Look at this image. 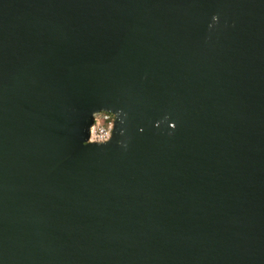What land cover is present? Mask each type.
I'll use <instances>...</instances> for the list:
<instances>
[{
    "label": "water",
    "instance_id": "obj_1",
    "mask_svg": "<svg viewBox=\"0 0 264 264\" xmlns=\"http://www.w3.org/2000/svg\"><path fill=\"white\" fill-rule=\"evenodd\" d=\"M0 264H264V0H0Z\"/></svg>",
    "mask_w": 264,
    "mask_h": 264
},
{
    "label": "clouds",
    "instance_id": "obj_2",
    "mask_svg": "<svg viewBox=\"0 0 264 264\" xmlns=\"http://www.w3.org/2000/svg\"><path fill=\"white\" fill-rule=\"evenodd\" d=\"M219 24V14H215L211 18V23L208 25V29L211 32ZM210 39V37H208ZM92 123L88 128V138L85 141L86 145L103 147L108 145L114 138V135H118L121 139H116V145L124 150H127L131 137L128 135V122L129 113L123 109L113 111L109 108L102 107L98 110H93L90 113ZM169 120V115L165 114L161 120L155 122L156 128H161L165 122ZM119 126V127H118ZM171 131L167 132V135L171 136L175 129L176 124H169ZM143 132L144 129H139Z\"/></svg>",
    "mask_w": 264,
    "mask_h": 264
}]
</instances>
